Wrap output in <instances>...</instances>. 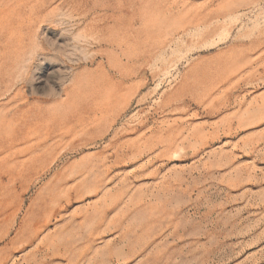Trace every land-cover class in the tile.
<instances>
[{
	"label": "rangeland",
	"instance_id": "rangeland-1",
	"mask_svg": "<svg viewBox=\"0 0 264 264\" xmlns=\"http://www.w3.org/2000/svg\"><path fill=\"white\" fill-rule=\"evenodd\" d=\"M0 264H264V0H0Z\"/></svg>",
	"mask_w": 264,
	"mask_h": 264
}]
</instances>
